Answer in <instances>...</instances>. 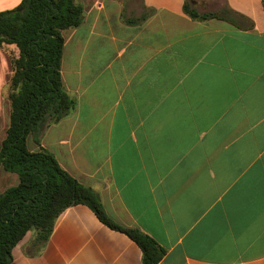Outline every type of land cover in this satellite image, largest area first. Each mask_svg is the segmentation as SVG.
<instances>
[{
  "label": "crops",
  "instance_id": "crops-1",
  "mask_svg": "<svg viewBox=\"0 0 264 264\" xmlns=\"http://www.w3.org/2000/svg\"><path fill=\"white\" fill-rule=\"evenodd\" d=\"M75 1L84 23L63 31L61 73L77 107L41 146L114 221L163 247L160 264H264L263 0H194L227 18L205 21L184 12L186 0H137L135 11L125 0ZM12 48L0 47V97L9 51L20 55ZM28 148L41 147L29 137ZM18 183L0 168V193ZM35 235L11 264H144L135 242L84 205L62 213L30 256Z\"/></svg>",
  "mask_w": 264,
  "mask_h": 264
},
{
  "label": "trees",
  "instance_id": "trees-1",
  "mask_svg": "<svg viewBox=\"0 0 264 264\" xmlns=\"http://www.w3.org/2000/svg\"><path fill=\"white\" fill-rule=\"evenodd\" d=\"M184 12L193 20H227L223 13H200L193 1L186 0ZM83 23L84 7L75 0H22L14 9L0 11V47L16 45L20 52L13 59L10 124L0 149V168L17 174L19 183L0 194V264L13 262L14 248L30 231L36 235L29 254L40 255L60 215L79 205L87 206L105 226L135 242L144 264H160L166 255L149 235L114 221L98 194L41 146L45 131L77 107L62 81L63 31ZM29 137L41 147L38 152L28 148Z\"/></svg>",
  "mask_w": 264,
  "mask_h": 264
},
{
  "label": "rangeland",
  "instance_id": "rangeland-1",
  "mask_svg": "<svg viewBox=\"0 0 264 264\" xmlns=\"http://www.w3.org/2000/svg\"><path fill=\"white\" fill-rule=\"evenodd\" d=\"M127 8L129 7L130 10H137L140 6V2L137 0H125ZM188 2H194V0H187ZM221 3L220 7H223L224 0H217ZM7 0H0V10H4V6L6 5ZM9 2L16 3L18 0H9ZM201 3H205L206 0H200ZM198 3V0H197ZM215 6L208 7L205 10L214 9ZM134 10V11H135ZM200 11H204L203 9H199ZM17 49V48H12ZM11 58L16 59V56H14V50H10ZM11 92V88L4 91L3 96L0 97V146L3 141V139L6 136L7 127L10 124V111H11V105L9 101V94ZM2 194V193H0Z\"/></svg>",
  "mask_w": 264,
  "mask_h": 264
}]
</instances>
